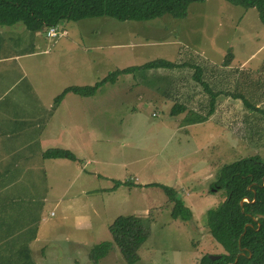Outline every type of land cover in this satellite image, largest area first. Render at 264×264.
<instances>
[{
  "label": "rangeland",
  "instance_id": "374dc122",
  "mask_svg": "<svg viewBox=\"0 0 264 264\" xmlns=\"http://www.w3.org/2000/svg\"><path fill=\"white\" fill-rule=\"evenodd\" d=\"M57 32L58 37L51 40L39 31V51L45 53L21 61L47 110L29 118L24 112L11 116L16 127L27 128L5 125L0 116V138L25 129L30 152L37 153L34 163L39 167L31 182L37 204L45 187L42 165L47 170L44 222L50 229L46 255L54 258L51 264H93L88 257L90 250L103 242L112 243L109 226L117 217L129 215L141 218L149 232L136 264H198L205 255L223 254L206 226V213L226 196L212 185L224 165L255 155L264 160V25L257 11L223 0H206L190 4L183 19L165 15L147 22H118L107 17L63 21ZM33 35L20 24L0 27V58L29 53ZM201 53L217 61L230 54L231 68L238 71L236 81V75L228 76L232 105L224 106L213 123L182 126L191 113L169 117L172 102L163 93L180 77L189 79L186 69L120 76L114 83L101 85L88 104L79 96L69 97L67 103L72 101L73 108H78L79 127L91 128L84 139L76 140L60 125L63 123H58L67 110L65 107L55 115L53 102L67 87L93 86L116 70L157 59L199 63ZM13 67L1 72L7 100L29 92L20 70ZM146 88L154 90L152 99L150 95L149 99L141 97L140 89ZM244 99L259 109H248ZM86 110H90L88 117ZM82 135L79 133L80 138ZM48 149L70 151L78 160L43 163L38 150ZM88 159L93 162L86 164ZM82 167L84 172L76 177ZM116 182L120 185L114 189ZM149 183L174 189L190 210L191 219H173V205L166 194L159 187H146ZM59 224L64 226L61 232ZM67 226L79 229L82 246L66 243L69 237L76 238ZM98 264L126 263L113 244Z\"/></svg>",
  "mask_w": 264,
  "mask_h": 264
},
{
  "label": "trees",
  "instance_id": "16d2710c",
  "mask_svg": "<svg viewBox=\"0 0 264 264\" xmlns=\"http://www.w3.org/2000/svg\"><path fill=\"white\" fill-rule=\"evenodd\" d=\"M204 1L206 0H0V27L20 24L26 31L34 34L39 31L46 33L49 28L58 27L63 21L78 22L107 17L118 22H147L165 15L174 19H183L187 16L190 4ZM223 1L245 10L255 9L260 22L264 25V0ZM231 61L232 55L229 54L222 62V66H229ZM200 64L201 62L175 63L157 59L142 66L116 70L93 86H72L64 89L54 98L53 108H56L69 93L83 98L93 97L101 85L114 83L120 76L154 69H186L190 72L189 79L195 84L193 87L198 89L200 98L197 99L196 104L201 109L200 113L191 112L184 124L204 123L218 109L219 97L233 95L229 90L231 82L228 76L235 75L233 72L237 70L228 71L226 76H221L217 85L213 84L211 87L202 78L203 69ZM223 79H226L225 84L221 83ZM234 80L236 81L237 77ZM166 97L171 99L174 95L168 93ZM236 97L241 98V95L237 94ZM171 101L173 104L169 117L175 118L187 112V101H179L177 98ZM244 104L248 109L255 108L245 99ZM42 157L77 161L70 151L61 149H48ZM118 185L120 184L116 182L114 189ZM146 187H159L163 190L168 203L173 205L171 210L173 219L183 221L191 219L190 210L177 197L174 189L160 184H148ZM212 188L223 190L226 195L221 204L206 213L208 232L222 247L223 254L218 255L217 260H211L205 255L198 264H264V160L255 155L224 165ZM246 199L248 201H245ZM109 232L113 242H103L94 246L89 252V260L93 264H98L114 244L126 264H136L140 259L138 252L149 236L141 218L134 215L119 216L109 226Z\"/></svg>",
  "mask_w": 264,
  "mask_h": 264
},
{
  "label": "crops",
  "instance_id": "0c3cea01",
  "mask_svg": "<svg viewBox=\"0 0 264 264\" xmlns=\"http://www.w3.org/2000/svg\"><path fill=\"white\" fill-rule=\"evenodd\" d=\"M38 35V33H34L32 39L30 38V40L34 41V45L29 53L28 51H25L12 59L0 58V116H2L4 120H2L3 124L9 125L12 128H27L22 127V125L16 127L15 124L17 123V121L11 118V116H14V114H17L18 112L29 113L30 115H27V118H29L31 116H38L39 111L43 112L47 110V104L40 98V96L35 94V89L32 81L28 80V77L26 76V73L23 72V67L21 65V61L28 60L34 57L36 54L45 53V51H39L41 41ZM205 55L206 53H201L200 55H198L200 58L199 62H201L200 65L203 69L202 78L212 87L213 84L217 85L219 83L223 72H232L234 69L231 68L232 61L229 66H222V56L220 61H217V59L209 60ZM10 62L14 63H11L10 66H8ZM14 65H16L20 70L22 75L20 79L26 81L29 92L15 97L13 96L10 100H7L6 97H8V95L7 90H5V88H7V84L3 83L4 78L2 77L1 72L6 70L8 67H11L13 69ZM235 73L237 77L238 71ZM194 85V82H192L190 79L180 77L173 87L163 93V96L165 99H167V94L172 93V95H174L173 98H177L179 101L188 102V110L185 113L197 111L198 113H200L199 110L201 108H198L196 104V101L198 98H200V96L197 93L198 89L196 90L193 87ZM133 88L134 86L130 87L129 92H127L130 93ZM140 92L141 97L143 98H148V96L150 95V99H152L151 97L154 94V90L152 91L147 88L144 90L140 89ZM73 95L74 94L72 93L67 94L63 98L61 103L55 108L54 114H60V110L65 109L66 107V115L59 116L58 123H63V125H60L63 128H68L69 132L72 133V137L76 140L77 138L84 139V134H89V130L91 128L79 127L78 108H73L72 101L71 103L70 101L68 102L70 104L67 103V101L70 100ZM93 97H81V99L85 104H88ZM136 97L138 98L139 96ZM221 98H223V100L225 101H220ZM168 99L169 101H171L170 98ZM231 99V97H219L217 99V102H219L218 109L215 110L214 115L211 116L210 119L206 122L213 123V121H215L216 118L220 116L222 108L227 104H230L229 101H231ZM89 111L90 110H86L87 117L89 116ZM21 115H19V117H23ZM178 117H175V119ZM69 126H71L72 128H70ZM182 126H184V123ZM24 130L25 129H19L16 132H11V135L9 137L6 136L5 138H0V264H51L53 263L54 258H50L46 255L47 242L49 239H51V237H49L50 229L44 222L46 220V217L44 216L46 210L45 206L48 202V192L46 186L47 170L44 165H42L41 168L43 177L45 179V187L41 195L40 202L39 204H37L36 198L38 195L31 185L33 178L32 174L33 172H37L39 167L38 164L34 163V158L37 157V153L30 152V143L29 141L24 139L26 135V132H24ZM229 132L233 133V131ZM79 133H83L81 138L79 136ZM79 149L82 150V146L79 147ZM38 152H40V157L42 161H44L43 163H45L46 160H66L45 159L42 157V154L45 151L41 153V151L38 150ZM91 162H93L92 159H88L86 164ZM64 167L68 166L64 165ZM83 172V167L77 170L76 177ZM28 175H30L29 180L27 179ZM25 180L28 181V185L26 184ZM70 184L71 183L66 185L64 192L69 190ZM65 195L66 193L64 194V196ZM57 202L59 204L60 199H57ZM49 216H52V212L49 213ZM62 223L63 219L61 220V224ZM61 224H59L60 228H58V230L64 228V226ZM77 226L80 228V225ZM71 229H73L74 233H76V235H73L76 238L69 237V239L65 240L66 243H71L72 245H74V247L82 246L80 235L77 234L79 232V229L76 226ZM71 229L67 226V230L71 231Z\"/></svg>",
  "mask_w": 264,
  "mask_h": 264
},
{
  "label": "built area",
  "instance_id": "2783aa9c",
  "mask_svg": "<svg viewBox=\"0 0 264 264\" xmlns=\"http://www.w3.org/2000/svg\"><path fill=\"white\" fill-rule=\"evenodd\" d=\"M45 35H46V38L48 39H51V40L56 39L59 35V33L57 32V27L49 28L47 32L45 33ZM61 35L64 36L65 32H63Z\"/></svg>",
  "mask_w": 264,
  "mask_h": 264
},
{
  "label": "water",
  "instance_id": "95a60500",
  "mask_svg": "<svg viewBox=\"0 0 264 264\" xmlns=\"http://www.w3.org/2000/svg\"><path fill=\"white\" fill-rule=\"evenodd\" d=\"M245 201H248V200L246 199ZM241 206H242V203H241ZM209 258L211 260H217L219 258V256L218 255H213V256H209Z\"/></svg>",
  "mask_w": 264,
  "mask_h": 264
}]
</instances>
